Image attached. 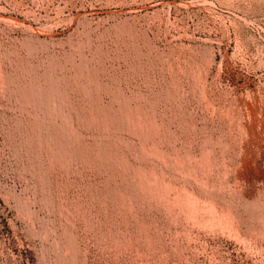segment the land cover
I'll list each match as a JSON object with an SVG mask.
<instances>
[{
    "label": "rangeland",
    "instance_id": "obj_1",
    "mask_svg": "<svg viewBox=\"0 0 264 264\" xmlns=\"http://www.w3.org/2000/svg\"><path fill=\"white\" fill-rule=\"evenodd\" d=\"M0 264H264V0H0Z\"/></svg>",
    "mask_w": 264,
    "mask_h": 264
}]
</instances>
